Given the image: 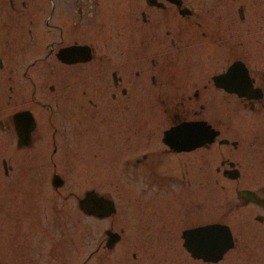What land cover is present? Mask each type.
<instances>
[{
  "label": "flooded vegetation",
  "instance_id": "1",
  "mask_svg": "<svg viewBox=\"0 0 264 264\" xmlns=\"http://www.w3.org/2000/svg\"><path fill=\"white\" fill-rule=\"evenodd\" d=\"M25 61L31 101L52 110L51 156L67 173L99 165L118 175L117 204L99 194L113 212L96 218L118 211L120 225L86 261L264 264V0H0L5 105L22 100L3 127L14 132L19 111L34 122L17 149L41 139L21 81L12 85ZM64 183L52 171V189Z\"/></svg>",
  "mask_w": 264,
  "mask_h": 264
},
{
  "label": "rangeland",
  "instance_id": "2",
  "mask_svg": "<svg viewBox=\"0 0 264 264\" xmlns=\"http://www.w3.org/2000/svg\"><path fill=\"white\" fill-rule=\"evenodd\" d=\"M27 63L15 64L12 85L16 90L21 81L26 97V103L22 104L31 105L36 118L35 136L41 139L36 137L31 147L17 149L12 128L7 131L3 127L22 100L12 97L11 106L5 105V69H0V264H99L95 257L89 261L86 257L95 248L96 241L103 237L107 226L117 228L120 225V215L117 211L107 220L84 216L77 208V198L84 193L83 189H92L117 204L118 175L115 168L98 170L99 165L92 170L77 165L67 173L63 170L67 160L57 154L51 156L49 144L55 127L52 110L44 111L31 101V98L36 99L37 92L32 95L30 83L20 75ZM38 72V64L30 67V79L38 81ZM1 160H5L9 168L6 175ZM86 160L90 159H78V162L82 164ZM52 171L65 179L64 185L56 191L50 186ZM213 198L219 204V219L228 222L231 217L225 215V203L229 195L220 190L213 193ZM210 203L205 201L206 205ZM121 247V244L116 245L110 257L116 259L119 255L116 248Z\"/></svg>",
  "mask_w": 264,
  "mask_h": 264
},
{
  "label": "water",
  "instance_id": "3",
  "mask_svg": "<svg viewBox=\"0 0 264 264\" xmlns=\"http://www.w3.org/2000/svg\"><path fill=\"white\" fill-rule=\"evenodd\" d=\"M13 125L17 136V146L28 145L30 142L29 134L34 127L31 114L28 111H19L14 113ZM51 183L54 186H60L62 181L57 178V175H53L51 177ZM77 206L83 213L90 214L95 217L107 216L114 210L111 200L98 195L94 191L85 192L83 196L78 199ZM115 240L116 238L114 236H110L106 242V247L109 248ZM226 248L227 245H221L219 252L215 253V257L212 258V260L218 259Z\"/></svg>",
  "mask_w": 264,
  "mask_h": 264
},
{
  "label": "bare ground",
  "instance_id": "4",
  "mask_svg": "<svg viewBox=\"0 0 264 264\" xmlns=\"http://www.w3.org/2000/svg\"><path fill=\"white\" fill-rule=\"evenodd\" d=\"M33 131H34V129H33ZM32 135V134H31ZM243 194V193H242ZM246 194V193H245ZM101 195V194H100ZM244 196V195H243ZM106 197V196H105ZM247 200V199H246ZM253 200V199H252ZM258 200V199H257ZM262 205V204H261Z\"/></svg>",
  "mask_w": 264,
  "mask_h": 264
}]
</instances>
